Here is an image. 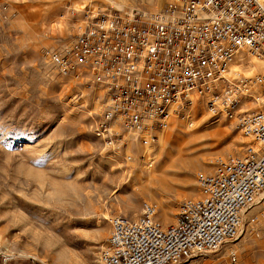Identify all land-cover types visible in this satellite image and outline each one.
Masks as SVG:
<instances>
[{
	"label": "rangeland",
	"instance_id": "rangeland-1",
	"mask_svg": "<svg viewBox=\"0 0 264 264\" xmlns=\"http://www.w3.org/2000/svg\"><path fill=\"white\" fill-rule=\"evenodd\" d=\"M165 3L0 0V264H100L112 216L137 217L148 202L163 225L173 224L180 203L200 196L196 173L243 153L247 141L234 124L198 103L159 133L147 154L142 145H127L116 157L93 133L99 100L64 86L51 64L49 53L85 13L155 12ZM243 58L233 70L264 74L249 65L252 56ZM255 64L264 66V57ZM253 97L255 105L264 102L263 93ZM208 122L213 129H205ZM244 219L234 241L181 264H230L231 253L235 264H264V201Z\"/></svg>",
	"mask_w": 264,
	"mask_h": 264
},
{
	"label": "built area",
	"instance_id": "built-area-1",
	"mask_svg": "<svg viewBox=\"0 0 264 264\" xmlns=\"http://www.w3.org/2000/svg\"><path fill=\"white\" fill-rule=\"evenodd\" d=\"M83 16L49 59L64 86L99 100L93 133L114 156L152 145L198 103L249 139L241 155L196 173L200 196L180 203L173 224L148 202L137 217L112 216L100 264H181L232 242L264 191V102L252 103L264 74L230 66L264 57V0H166L155 12Z\"/></svg>",
	"mask_w": 264,
	"mask_h": 264
},
{
	"label": "bare ground",
	"instance_id": "bare-ground-1",
	"mask_svg": "<svg viewBox=\"0 0 264 264\" xmlns=\"http://www.w3.org/2000/svg\"><path fill=\"white\" fill-rule=\"evenodd\" d=\"M243 57H245V56H239L238 58H237V61H238V63L236 62V64H239V63H241L242 61H244V58ZM256 59H258V58H255V57H253L252 56V59L250 60H248V63H249V65H251V66H253V70H256V68H263L264 69V66L262 65V64H255V62H256ZM235 63H233L231 66H230V70L232 71L233 70V65H234ZM97 106H99V105H97ZM190 110H192V108L191 109H189V111ZM189 113V112H188ZM184 120V119H183ZM201 120H202V118L200 119V120H198L199 121V123L201 122ZM200 125V124H199ZM214 125H215V123H213V122H208V123H206L205 124V129L206 130H210V129H213V127H214ZM191 126V125H190ZM192 127V126H191ZM189 137H193L194 136V134L193 133H191V132H185ZM163 134H161L160 136H162ZM247 142L249 141V139H247V138H244ZM128 145H130V144H128ZM142 150H143V153H145V154H147L148 152H150V147L149 146H143L142 147ZM135 162V161H134ZM128 163H130V162H128ZM130 166H132V167H136V163H131L130 164ZM150 168V167H149ZM148 169V168H147ZM262 201H264V191L255 199V201H254V203L251 205V207H253L254 205H257V204H259V203H261ZM169 215L167 214V212H166V209L164 208V211H163V214L161 215V218L163 219V221H169V220H171V218L170 217H168ZM244 218H243V222H244ZM238 237V236H237ZM236 237V238H237ZM235 238V239H236ZM234 239V240H235ZM233 240V241H234Z\"/></svg>",
	"mask_w": 264,
	"mask_h": 264
}]
</instances>
